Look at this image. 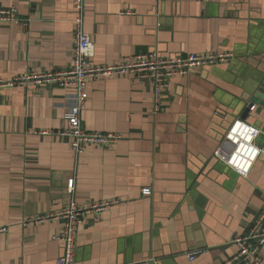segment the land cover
Masks as SVG:
<instances>
[{"label": "crops", "instance_id": "crops-1", "mask_svg": "<svg viewBox=\"0 0 264 264\" xmlns=\"http://www.w3.org/2000/svg\"><path fill=\"white\" fill-rule=\"evenodd\" d=\"M8 8L29 25L0 22L1 79L72 67L74 0H0ZM85 32L94 66L151 53L233 57L174 77L159 113L149 81L92 79L83 128L122 138L79 157L59 135L73 91L0 90V264H56L62 222H26L64 209L72 178L80 205L114 202L83 218L75 264H223L264 207V0H86ZM238 119L261 132L247 178L214 158Z\"/></svg>", "mask_w": 264, "mask_h": 264}, {"label": "built area", "instance_id": "built-area-1", "mask_svg": "<svg viewBox=\"0 0 264 264\" xmlns=\"http://www.w3.org/2000/svg\"><path fill=\"white\" fill-rule=\"evenodd\" d=\"M85 2L74 0L75 18L73 65L68 70L48 71L41 73L28 72L9 80L0 78V90L15 86H31L51 84L67 91H73L71 105L67 112V128L59 133L71 139V149L79 157L87 145H114L121 140L119 133L87 131L82 125V114L89 99L88 86L92 79L133 75L141 81H149L153 86L154 112L163 110V101L171 80L176 76L187 77L193 71L205 66L223 63L232 59V55H180L172 58H161L156 53L137 55L125 58L121 64L94 66L91 59L95 56V46L85 32ZM1 23H14L23 28L29 25L28 20L18 19L15 8L0 10ZM256 106H252L254 110ZM46 134V133H44ZM261 132L256 127L242 120H235L228 128L222 142L214 152V158L236 172L240 177L247 178L262 154L257 145ZM67 206L55 215H37L26 223H43L61 221L62 232L54 237L63 243V253L56 264H75L76 237L78 228L85 215L89 212L103 211L114 202H101L91 206L80 205L75 197V178L67 183ZM143 196H151L152 190H142ZM239 251L223 264H262L261 251L264 248V207L260 216L249 231L235 240ZM196 253L190 256L193 260Z\"/></svg>", "mask_w": 264, "mask_h": 264}, {"label": "water", "instance_id": "water-1", "mask_svg": "<svg viewBox=\"0 0 264 264\" xmlns=\"http://www.w3.org/2000/svg\"><path fill=\"white\" fill-rule=\"evenodd\" d=\"M149 264H156V262L155 261H150Z\"/></svg>", "mask_w": 264, "mask_h": 264}]
</instances>
